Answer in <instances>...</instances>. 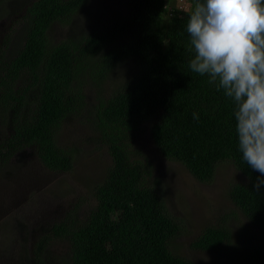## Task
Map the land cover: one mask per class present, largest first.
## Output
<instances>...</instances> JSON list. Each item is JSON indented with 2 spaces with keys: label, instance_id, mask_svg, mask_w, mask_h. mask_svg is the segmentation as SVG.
Segmentation results:
<instances>
[{
  "label": "trees",
  "instance_id": "1",
  "mask_svg": "<svg viewBox=\"0 0 264 264\" xmlns=\"http://www.w3.org/2000/svg\"><path fill=\"white\" fill-rule=\"evenodd\" d=\"M185 1L187 10L167 9L166 0H118L84 34L55 41L51 28L68 26L93 0H34L15 52L12 33L1 41L0 119L9 133L0 138V170L32 148L47 170L69 171L71 149L59 144L58 132L84 115L110 155L89 195L40 233L32 264H47L49 247L58 242L67 251L57 264H199L169 250L180 228L146 184L150 166L133 144L144 126L156 151L198 182L210 183L220 164L239 174L226 195L258 236L232 242L222 220L191 248L216 252L208 264H264V187L256 191L260 174L238 149L232 100L189 68L186 22L196 0ZM91 87L99 90L95 102L87 100Z\"/></svg>",
  "mask_w": 264,
  "mask_h": 264
},
{
  "label": "rangeland",
  "instance_id": "2",
  "mask_svg": "<svg viewBox=\"0 0 264 264\" xmlns=\"http://www.w3.org/2000/svg\"><path fill=\"white\" fill-rule=\"evenodd\" d=\"M34 0H0V43L11 34V51L14 53L22 38V16ZM98 2L97 9L93 4ZM93 0L68 26L54 25L50 36L55 41L67 36L85 33L94 21L105 19L115 9L118 0ZM120 1V0H119ZM169 6L187 10L185 0H166ZM97 12V14L95 12ZM95 17L96 19H94ZM169 15H165V18ZM96 87L87 89L88 102L99 98ZM85 93V92H84ZM85 115L64 123L58 132L59 144L71 149L72 167L67 172L49 171L38 161L32 148L24 149L12 157L0 170V264H32V251L40 233L66 214L78 199L89 195L88 190L104 177L110 155L99 141L96 128L90 127ZM9 133L0 119V138ZM133 144L147 159L150 174L146 184L163 202L166 213L179 225L180 232L169 242V250L186 260L208 264L216 252L199 251L191 243L206 227L222 220L229 229L232 242L258 236L257 229L235 209L227 198L229 184L239 178L231 165L220 164L210 183L198 182L178 162L162 157L155 149L144 126L136 133ZM85 203L78 215L81 216ZM66 244L54 243L49 247L47 264H57L65 255Z\"/></svg>",
  "mask_w": 264,
  "mask_h": 264
},
{
  "label": "clouds",
  "instance_id": "3",
  "mask_svg": "<svg viewBox=\"0 0 264 264\" xmlns=\"http://www.w3.org/2000/svg\"><path fill=\"white\" fill-rule=\"evenodd\" d=\"M189 68L234 104L238 149L264 187V6L262 0H196L186 22ZM198 120V113H193Z\"/></svg>",
  "mask_w": 264,
  "mask_h": 264
}]
</instances>
